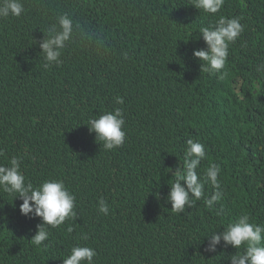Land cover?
<instances>
[{"label":"trees","instance_id":"1","mask_svg":"<svg viewBox=\"0 0 264 264\" xmlns=\"http://www.w3.org/2000/svg\"><path fill=\"white\" fill-rule=\"evenodd\" d=\"M22 3L21 16L0 18V164L20 155L34 186L62 180L77 217L48 226L37 247L31 238L41 218L22 215V200L0 191V264H62L76 245L94 248L95 264H229L235 249L221 241L207 252L205 235L242 213L264 224V72L256 71L264 0H225L216 14L193 0ZM61 13L80 27L62 64L45 70L33 42ZM221 15L239 17L244 31L225 69L209 74L192 52L206 47L199 28ZM115 108L123 109L126 138L105 150L87 123ZM188 139L205 146L201 177L210 163L221 166L224 197L213 209L200 199L176 213L167 194ZM214 191L205 183L206 194Z\"/></svg>","mask_w":264,"mask_h":264},{"label":"clouds","instance_id":"2","mask_svg":"<svg viewBox=\"0 0 264 264\" xmlns=\"http://www.w3.org/2000/svg\"><path fill=\"white\" fill-rule=\"evenodd\" d=\"M224 3L225 0H193L196 9L208 14L218 13ZM24 11L22 0H0V18L19 17ZM79 27L80 24L70 13H61L57 15L55 22L43 31V38L39 41L34 40L33 43L39 45V53L43 54L45 70L62 64L63 51L74 40ZM243 31L244 25L239 17L224 15L199 28L206 47L193 49L192 55L203 62L201 68L204 72L215 74L225 69L229 46L236 42ZM256 71L264 72V60L256 66ZM115 102L122 105L124 100L117 96ZM124 125V113L121 108L105 111L98 117L90 118L87 123L89 131L95 133L97 141L103 142L105 150H113L124 144L126 138ZM186 145L183 152V170L176 167L167 201L171 203V209L176 213L184 212L186 206L190 208L200 199H203L207 208L213 209L215 203L224 197L219 178L221 166L214 162L210 163L201 177L197 170L201 161L206 158L205 146L199 140L193 139H188ZM22 162L23 157L17 155L11 157L7 165L0 164V191L8 193L12 199L18 197L22 200L19 205L22 215L41 218V223L37 225V231L31 238L32 243L39 247L49 237L48 226L57 228L66 219L77 217L75 196L59 179L44 180L34 186L32 182L27 181L21 168ZM205 183H210L215 191L206 194ZM98 211L104 215L110 212V207L103 198L98 200ZM216 215H223V208L217 210ZM67 231L71 232L72 228L69 227ZM205 237L208 238L205 249L207 252L215 253L221 241L223 247L231 246L235 249V252L227 257L229 264H264V224L254 222L247 213H242L222 225V231H212ZM82 239L87 240L88 236L85 234ZM96 256L94 248L76 245L63 258L62 264H95Z\"/></svg>","mask_w":264,"mask_h":264}]
</instances>
